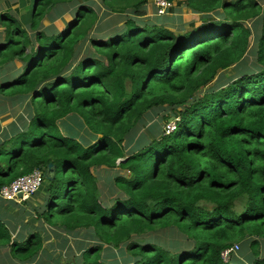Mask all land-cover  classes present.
Segmentation results:
<instances>
[{
  "label": "trees",
  "instance_id": "16d2710c",
  "mask_svg": "<svg viewBox=\"0 0 264 264\" xmlns=\"http://www.w3.org/2000/svg\"><path fill=\"white\" fill-rule=\"evenodd\" d=\"M19 1L17 14L0 13V64L19 60L22 67L0 92L29 99L34 112L0 142V189L41 170L45 199L37 218L68 232L91 230L104 246L122 250L124 264H247L237 245L257 248L254 237L264 239V27L257 70L203 90L245 57V22L264 23L259 1L181 0L204 19L176 34L137 20L148 0H101L107 13L132 12L107 37L95 36L96 0ZM66 5L75 10L64 29L43 25ZM85 46L94 54H84ZM162 107L172 108L176 130L128 150L136 125ZM116 166L129 177H117L123 194L106 203L93 169ZM6 204L16 203L0 196V246L20 262L36 259L43 237L13 239ZM172 227L188 244L171 249L145 238ZM102 249L85 250L81 264H107ZM254 255L249 263L264 264Z\"/></svg>",
  "mask_w": 264,
  "mask_h": 264
},
{
  "label": "rangeland",
  "instance_id": "374dc122",
  "mask_svg": "<svg viewBox=\"0 0 264 264\" xmlns=\"http://www.w3.org/2000/svg\"><path fill=\"white\" fill-rule=\"evenodd\" d=\"M96 1L93 7L97 15L99 14L100 31L96 32L95 36L107 37L112 32L123 29L126 20L132 16L130 10L118 13L109 11L107 13L101 0ZM180 1L171 2L169 7L162 9L156 6L154 0H148V5L144 7V15L141 17L137 16V20L144 21L148 25H156L157 27L168 29L176 34L183 33L184 30L190 29L193 25L199 26L204 19V15L194 12L179 3ZM258 1L264 12V0ZM18 6V0H0V13L17 14ZM70 6L66 5L67 9L64 15L53 11L51 13L52 18L45 19L43 25L45 27L53 26L60 30L64 29L65 23L71 20V14L75 10V6L74 9ZM217 12L221 13L222 9ZM245 25L251 31L250 45L245 57L237 65L220 72L218 77L203 92L226 86L235 75L257 70V46L263 34V19L258 17L246 21ZM3 29V26L0 25V35ZM82 52L84 54H94V50L90 46H85ZM21 67L22 63L19 60H15L9 65L0 64V84L3 79L12 76L15 69ZM33 112L34 109L29 99L22 101L16 98H5L4 94L0 92V142L14 135L23 126L24 122H29ZM174 115L171 107H162L148 112L144 119L136 125L132 143L125 142L127 149L131 150L134 144L141 147L148 140L159 139L164 132L167 134L168 125L176 119L173 118ZM77 130L84 138H89L91 135L86 128ZM93 173L103 202L110 203L116 196L123 194V191L116 185V179L117 177H129L127 171L116 166L113 169L106 167L96 168L93 169ZM44 199L45 189L43 186L38 192L25 200H13L16 203L15 205L6 204V209L13 215L11 225H9L12 229L13 239L21 236L25 237L30 232L38 233L44 239V248L36 259L23 263L12 256L9 247L0 246V264H81L82 253L90 247L99 245L103 247L101 256L104 262L107 264H124L123 260L125 257L122 256V250L112 246H104L103 243L93 238L94 234L91 230L77 229L68 232L58 226L44 223L42 219L37 218V210L42 208ZM137 238V236H134V239ZM145 238L155 239L158 243L171 249H175L172 246L188 244L185 236L175 227L157 229L154 233L145 236ZM254 239L259 243L257 248L251 246L252 242L247 243L245 246L239 243L240 246L237 245L236 247L238 256L247 264H252L248 262V258H257L254 255L255 252L258 253V258H264V239L257 236Z\"/></svg>",
  "mask_w": 264,
  "mask_h": 264
},
{
  "label": "built area",
  "instance_id": "2783aa9c",
  "mask_svg": "<svg viewBox=\"0 0 264 264\" xmlns=\"http://www.w3.org/2000/svg\"><path fill=\"white\" fill-rule=\"evenodd\" d=\"M158 8L165 9L170 6V2L166 0H154ZM176 121L168 125L167 134L172 133L176 130ZM44 184V177L41 170H34L32 173L23 176L8 186H5L0 189V196L8 201L13 200H25L31 195L38 192L41 186ZM22 194V198H18L19 194ZM224 258L227 260V252L223 253Z\"/></svg>",
  "mask_w": 264,
  "mask_h": 264
},
{
  "label": "water",
  "instance_id": "95a60500",
  "mask_svg": "<svg viewBox=\"0 0 264 264\" xmlns=\"http://www.w3.org/2000/svg\"><path fill=\"white\" fill-rule=\"evenodd\" d=\"M186 49H187V48H186ZM18 198H20V199L22 198V194H21V193L18 195Z\"/></svg>",
  "mask_w": 264,
  "mask_h": 264
},
{
  "label": "crops",
  "instance_id": "0c3cea01",
  "mask_svg": "<svg viewBox=\"0 0 264 264\" xmlns=\"http://www.w3.org/2000/svg\"><path fill=\"white\" fill-rule=\"evenodd\" d=\"M18 4L20 5V1L18 0ZM19 7V6H18Z\"/></svg>",
  "mask_w": 264,
  "mask_h": 264
}]
</instances>
